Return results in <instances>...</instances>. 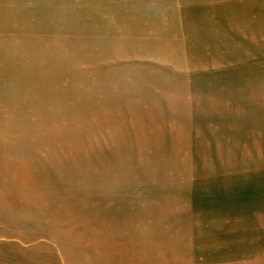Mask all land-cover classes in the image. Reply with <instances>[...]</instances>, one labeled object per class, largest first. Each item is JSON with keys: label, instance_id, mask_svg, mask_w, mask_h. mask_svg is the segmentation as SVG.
Masks as SVG:
<instances>
[{"label": "rangeland", "instance_id": "obj_1", "mask_svg": "<svg viewBox=\"0 0 264 264\" xmlns=\"http://www.w3.org/2000/svg\"><path fill=\"white\" fill-rule=\"evenodd\" d=\"M0 264H264V0H0Z\"/></svg>", "mask_w": 264, "mask_h": 264}]
</instances>
